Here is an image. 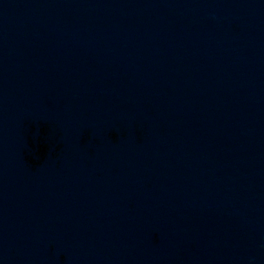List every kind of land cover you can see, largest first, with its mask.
Listing matches in <instances>:
<instances>
[{"label":"water","instance_id":"95a60500","mask_svg":"<svg viewBox=\"0 0 264 264\" xmlns=\"http://www.w3.org/2000/svg\"><path fill=\"white\" fill-rule=\"evenodd\" d=\"M0 264H264V0H0Z\"/></svg>","mask_w":264,"mask_h":264},{"label":"clouds","instance_id":"9594fccd","mask_svg":"<svg viewBox=\"0 0 264 264\" xmlns=\"http://www.w3.org/2000/svg\"><path fill=\"white\" fill-rule=\"evenodd\" d=\"M34 162H36V161H34Z\"/></svg>","mask_w":264,"mask_h":264}]
</instances>
